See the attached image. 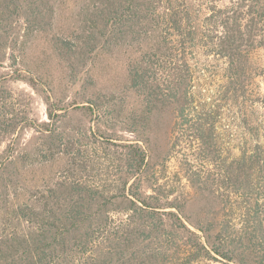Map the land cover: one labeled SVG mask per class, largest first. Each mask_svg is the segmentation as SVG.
I'll list each match as a JSON object with an SVG mask.
<instances>
[{
	"label": "trees",
	"instance_id": "trees-1",
	"mask_svg": "<svg viewBox=\"0 0 264 264\" xmlns=\"http://www.w3.org/2000/svg\"><path fill=\"white\" fill-rule=\"evenodd\" d=\"M91 2L97 22L81 49L130 36L131 88L148 116L172 115L166 149L150 158L138 118L127 127L134 140L61 131L48 104L37 128L49 145L38 155L59 147L71 166L56 189L13 201V152L0 153V264H264V141L252 120L264 0ZM83 106L90 119L111 117ZM172 159L185 185L169 184Z\"/></svg>",
	"mask_w": 264,
	"mask_h": 264
},
{
	"label": "rangeland",
	"instance_id": "rangeland-1",
	"mask_svg": "<svg viewBox=\"0 0 264 264\" xmlns=\"http://www.w3.org/2000/svg\"><path fill=\"white\" fill-rule=\"evenodd\" d=\"M91 1L0 0V153L9 147L13 152L9 164L17 178L9 191L13 201L30 197V191L36 189L45 193L56 189L71 166L70 156L66 151L59 153V147L46 158L38 155L46 154L49 145L37 125L48 121L50 103L60 115L61 131L80 132L90 127L113 138L134 140L137 136L127 127L138 118L137 123L145 127L147 142L142 144L150 158L166 149L172 115L165 111L148 116L141 96L131 88L129 65L138 51L130 46V36L115 34L95 41L90 49H81L86 43L82 34L92 20L97 22ZM253 59L259 95L252 120L264 141V44L254 51ZM94 102L109 110L111 117L99 118L94 111L90 119L83 105ZM233 143L238 145L237 140ZM53 152L57 154L50 156ZM74 153L75 149L70 155ZM232 153L237 155L238 148ZM176 164L174 159L167 163L166 178L169 184L185 185L184 179L173 176ZM5 206L2 204L0 214Z\"/></svg>",
	"mask_w": 264,
	"mask_h": 264
}]
</instances>
